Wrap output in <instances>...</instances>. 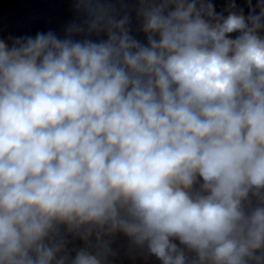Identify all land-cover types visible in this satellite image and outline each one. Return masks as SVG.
Segmentation results:
<instances>
[{
    "label": "clouds",
    "instance_id": "1",
    "mask_svg": "<svg viewBox=\"0 0 264 264\" xmlns=\"http://www.w3.org/2000/svg\"><path fill=\"white\" fill-rule=\"evenodd\" d=\"M75 2L63 38L0 39V264H108L117 233L160 264H264V0H138L143 40Z\"/></svg>",
    "mask_w": 264,
    "mask_h": 264
}]
</instances>
